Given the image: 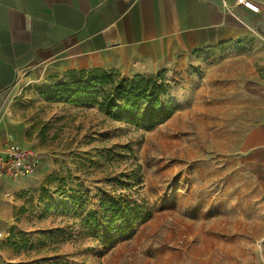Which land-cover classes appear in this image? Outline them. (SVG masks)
Listing matches in <instances>:
<instances>
[{
    "label": "rangeland",
    "instance_id": "rangeland-1",
    "mask_svg": "<svg viewBox=\"0 0 264 264\" xmlns=\"http://www.w3.org/2000/svg\"><path fill=\"white\" fill-rule=\"evenodd\" d=\"M103 70L116 80L134 76ZM252 70L264 73V45L241 40L137 74L163 83L174 109L152 130L94 104L74 110L52 145L65 152L64 169L54 170L63 175L61 185L40 202L32 227H24L30 231L0 234L21 249L16 263L5 264H264V180L239 170L234 156L252 123L240 104ZM96 73L84 68L24 77L10 88L4 109L46 115L57 103L55 86ZM118 197L137 202L147 217L103 252L81 219L103 198Z\"/></svg>",
    "mask_w": 264,
    "mask_h": 264
},
{
    "label": "crops",
    "instance_id": "crops-1",
    "mask_svg": "<svg viewBox=\"0 0 264 264\" xmlns=\"http://www.w3.org/2000/svg\"><path fill=\"white\" fill-rule=\"evenodd\" d=\"M223 1L0 0V145L13 140L42 160L27 178L0 181V233L32 229L24 227H32L40 202L61 185L63 175L54 170L64 169L65 152L52 147L55 131L63 135L68 115L85 107L57 102L43 116L9 115L4 103L10 88L24 77L84 68L150 74L241 40L263 46L264 0H227L233 13ZM251 72L240 104L252 123L240 135L234 156L239 170L264 180V73ZM19 251L17 242L0 237V264L16 263Z\"/></svg>",
    "mask_w": 264,
    "mask_h": 264
},
{
    "label": "trees",
    "instance_id": "trees-1",
    "mask_svg": "<svg viewBox=\"0 0 264 264\" xmlns=\"http://www.w3.org/2000/svg\"><path fill=\"white\" fill-rule=\"evenodd\" d=\"M96 75L54 87L57 102L97 105L99 110L117 120L152 130L173 114L174 109L164 99L166 87L155 77L134 75L116 80L112 74L95 68ZM141 205L123 197L103 198L98 209L88 210L81 219L92 237L103 246V252L119 237L130 232L137 223L146 220Z\"/></svg>",
    "mask_w": 264,
    "mask_h": 264
},
{
    "label": "built area",
    "instance_id": "built-area-1",
    "mask_svg": "<svg viewBox=\"0 0 264 264\" xmlns=\"http://www.w3.org/2000/svg\"><path fill=\"white\" fill-rule=\"evenodd\" d=\"M223 6L233 13L227 0L223 1ZM39 165L40 156L31 147L13 140H7L0 145V181L25 179L35 172Z\"/></svg>",
    "mask_w": 264,
    "mask_h": 264
}]
</instances>
